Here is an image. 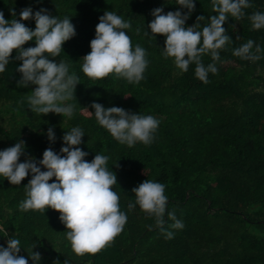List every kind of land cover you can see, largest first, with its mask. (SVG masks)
<instances>
[{
  "label": "trees",
  "instance_id": "trees-1",
  "mask_svg": "<svg viewBox=\"0 0 264 264\" xmlns=\"http://www.w3.org/2000/svg\"><path fill=\"white\" fill-rule=\"evenodd\" d=\"M194 2L186 27L202 15L205 20L198 29L202 30L217 13L212 0ZM249 3L243 18L229 16L223 25L232 39L219 50L218 73H209V82L204 83L196 78L194 63L183 72L174 58H165L166 37L151 35L147 27L157 7L164 14L187 12L176 0H0V11L8 20L14 18L13 12L19 20L26 7L33 13L43 8L61 20L71 19L76 35L62 45L58 57L49 59L67 63L80 82L73 99L64 102L75 105L71 118L38 115L27 101L35 85L17 86L21 61L14 59V50L0 73V150L23 140L26 148L20 162L26 156L40 160L49 147L59 153L65 132L80 127L84 136L79 147L88 153L85 160L91 162L96 154L110 157L108 169L117 176L113 190L128 217L109 245L94 255L78 256L59 212L21 210L31 174L20 185L0 176V228L5 230L0 231V245L6 247L9 238L19 239V255L28 258L36 244L33 251L41 253L39 264H264V51L255 62L233 55L249 39L254 41L253 51L257 44L264 49V28L253 29L249 19L256 11L264 12V0ZM105 11L128 20L131 27L125 31L133 48L140 45L146 50L148 66L138 84L117 79L114 73L91 79L82 71V57L91 51L90 41ZM21 22L35 29L34 20ZM34 46V40L24 45ZM202 61L205 66L213 62L210 54ZM93 102L154 116L160 123L153 141L132 147L120 144L99 125ZM49 128L54 130V143L47 138ZM146 179L165 185L164 228L173 232L172 239H166L155 217L136 204L131 190ZM130 204L135 207L130 209ZM172 211L183 222L182 229L170 227L174 222L167 213ZM29 264H33L30 258Z\"/></svg>",
  "mask_w": 264,
  "mask_h": 264
},
{
  "label": "clouds",
  "instance_id": "clouds-1",
  "mask_svg": "<svg viewBox=\"0 0 264 264\" xmlns=\"http://www.w3.org/2000/svg\"><path fill=\"white\" fill-rule=\"evenodd\" d=\"M181 10L168 11L164 14L162 7L152 10L154 19L148 24L151 35L166 37L163 55L174 58L177 68L187 72L190 64H195V76L200 81L208 83L209 73L217 74L216 62L220 61L219 50L232 39L226 34L223 25L229 16L239 20L244 17V9L251 7L249 0H212L213 12L209 23L200 29V21L204 16H197L192 26L186 27V21L195 10L194 0H176ZM12 19H5L0 11V73L13 59L21 61L17 72L21 78L18 87L35 85L30 91L27 101L30 110L38 115L54 113L71 118L75 111L74 104L64 102L73 99L76 86L80 84L79 77L70 74L69 65L64 61L57 62L49 57H58L62 45L76 35L71 19H59L51 15L47 9L33 13L31 7L22 9L19 20L13 12ZM252 28H264V12L256 11L249 17ZM34 20L32 30L21 21ZM131 23L114 11H105L99 17L95 28V37L90 41L91 51L83 56L82 71L91 79H102L109 74H115L117 79H126L129 83H139L144 78L148 66L146 50L140 45L132 46L131 37L126 34ZM139 32V29L137 30ZM145 36L149 32L144 33ZM35 41L34 47L25 48L27 42ZM249 39L236 48L233 55L253 62L261 59L264 51L260 45H255ZM210 54L212 63L207 66L202 56ZM94 116L99 125L107 129L111 136L120 144L132 147L137 142L145 145L154 139L159 120L152 115H141L125 110L122 107L105 108L102 104L93 102ZM84 132L80 127H73L62 137L63 145L59 153L51 147L43 152L42 159L26 156V144L19 140L14 146L0 150V176L12 185H20L31 174V179L25 185L26 199L21 202V210H43L51 208L60 213V221L65 225L67 239L72 251L78 255L96 254L114 241L127 222V215L120 210V197L113 186L117 184L116 173L108 169L107 155L96 154L91 162L85 160L88 155L79 147L83 141ZM47 138L55 142L52 128L47 131ZM116 167L119 165L114 164ZM45 169V170H42ZM55 178L54 182H49ZM136 197V204L150 216L155 217V223L165 233L166 239L173 238V232L166 231L165 213L168 197L165 195V185L149 179L144 180L131 190ZM135 205L130 204L129 208ZM168 219L174 223L173 229H182L183 222L176 218L175 212L167 213ZM151 227V226H150ZM0 231H5L0 228ZM7 246L0 245V264H39L41 253L28 252V258L19 255L20 240L9 238ZM68 264V261H65Z\"/></svg>",
  "mask_w": 264,
  "mask_h": 264
}]
</instances>
